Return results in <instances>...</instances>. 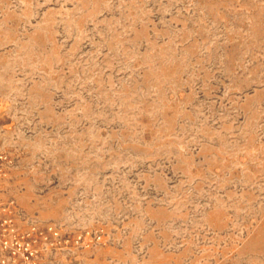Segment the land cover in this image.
Instances as JSON below:
<instances>
[{
  "label": "rangeland",
  "instance_id": "obj_1",
  "mask_svg": "<svg viewBox=\"0 0 264 264\" xmlns=\"http://www.w3.org/2000/svg\"><path fill=\"white\" fill-rule=\"evenodd\" d=\"M4 218L32 264H264V0H0Z\"/></svg>",
  "mask_w": 264,
  "mask_h": 264
},
{
  "label": "built area",
  "instance_id": "obj_2",
  "mask_svg": "<svg viewBox=\"0 0 264 264\" xmlns=\"http://www.w3.org/2000/svg\"><path fill=\"white\" fill-rule=\"evenodd\" d=\"M21 237L10 219L4 218L0 221V248L13 255L21 253L23 264H32L34 250L30 242H23Z\"/></svg>",
  "mask_w": 264,
  "mask_h": 264
}]
</instances>
